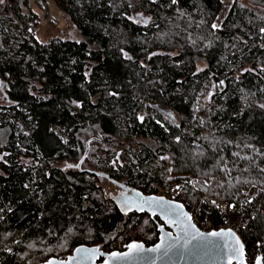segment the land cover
I'll return each mask as SVG.
<instances>
[{"label":"trees","instance_id":"trees-1","mask_svg":"<svg viewBox=\"0 0 264 264\" xmlns=\"http://www.w3.org/2000/svg\"><path fill=\"white\" fill-rule=\"evenodd\" d=\"M54 2L83 38L41 41L28 0L0 4L10 101L0 106V264L155 244L160 219L125 213L103 183L146 193L188 174L193 185L181 191L205 199L215 222L211 198L262 203L244 232L255 262L264 250V0H233L217 29L223 0Z\"/></svg>","mask_w":264,"mask_h":264},{"label":"snow or ice","instance_id":"snow-or-ice-1","mask_svg":"<svg viewBox=\"0 0 264 264\" xmlns=\"http://www.w3.org/2000/svg\"><path fill=\"white\" fill-rule=\"evenodd\" d=\"M155 2V0H153ZM176 3L177 0H172ZM4 3V0H0V4ZM212 29H217L218 25L213 23ZM261 33H264V28L260 29ZM130 59V57H129ZM247 71V70H246ZM264 71V69H262ZM223 83V81H221ZM2 87V85H0ZM115 95V93H113ZM264 108V105H260ZM143 120L144 117H139ZM179 139V138H177ZM2 159V157H0ZM115 163V161H113ZM68 167H73L68 165ZM171 171V170H169ZM264 171V169H261ZM189 181H186L188 183ZM247 183V181H245ZM181 188L177 185V191ZM121 210L125 213L135 211H144L146 208L152 212L155 216L157 212L160 216L164 217L166 221L177 227L183 236L177 235L173 237L170 233H166L161 239V243L156 245L154 248L146 249L141 243H130L127 245L129 249L128 252H111L103 264H133L135 261L144 260L149 261L150 264H155V260H163L173 253H192L197 254L199 252H210L213 249H218L221 252H227L229 264L232 260L238 259L240 264H246L244 261V245L241 243L239 237L235 234L232 229L213 231L207 235L196 229L195 225L191 223L192 217L190 214L186 213L183 209L182 204H174L163 197H144L140 193H135L133 197H129L127 193H122L121 195ZM215 203V201H212ZM251 203V200L248 201ZM229 207H235V205H230ZM2 211V210H0ZM163 231V229H161ZM217 238V239H212ZM167 241V243H166ZM183 241V243H181ZM77 255L71 257L67 264H88V262L95 261L98 256H102L103 253L100 252L99 248H77ZM146 253H155L156 256H148ZM264 257H256L255 264H262ZM48 264H56L54 261H49ZM59 264H65L64 261H60Z\"/></svg>","mask_w":264,"mask_h":264},{"label":"built area","instance_id":"built-area-1","mask_svg":"<svg viewBox=\"0 0 264 264\" xmlns=\"http://www.w3.org/2000/svg\"><path fill=\"white\" fill-rule=\"evenodd\" d=\"M188 178L180 179L176 186H172L168 181L159 184H151L147 187L146 194L164 196L181 203L186 208L188 214L191 215L192 223L202 232L219 229H232L239 236L247 249L244 232L249 227L251 218H254L257 213L262 210V203L260 201L252 200L253 198H249L242 203H239L237 209L235 203L228 204L226 202H217L215 204L209 202V204L218 210V213L221 216L220 221L215 222L210 213L205 210V204H208L205 199L201 200L199 203H194L191 202L190 198L181 191V188L186 185V181L190 180L189 182L193 185V178L191 176ZM177 185H180L181 188L177 191H173L176 189ZM249 200H251V203H248ZM230 205H235V207H229ZM245 207H247V211H245ZM258 255V257H264V250L261 247ZM247 263L253 264L254 262L251 263L247 258ZM262 264H264V261H262Z\"/></svg>","mask_w":264,"mask_h":264},{"label":"water","instance_id":"water-1","mask_svg":"<svg viewBox=\"0 0 264 264\" xmlns=\"http://www.w3.org/2000/svg\"><path fill=\"white\" fill-rule=\"evenodd\" d=\"M122 193H127L129 197H133L135 193H140L144 197H163L165 200H168V201H170V202H172L174 204H181V203H179L177 201L168 199V198H166L164 196L148 195V194L144 193L142 190H126V192H120L118 194V196H117L119 201H121ZM183 210L186 213H188L185 207H184ZM136 212H138V213H146V214L150 215L152 218H159L160 219V222L158 223L159 239H158V241L155 244H152V245H147L145 242L137 241V240H133L130 243H133V242L141 243V244L144 245V247L146 249H150V248H154L156 245H159L161 243V239L165 236L166 233H170L173 237H175L177 235L183 236V233H181L177 227H174L173 225L169 224L164 217L160 216V214L158 212H157V214L155 216L147 208L144 211H136ZM191 223H192V221H191ZM161 229H163V231H161ZM196 229H198V228L196 227ZM220 230H225L226 231L228 229H219V230H213V231H220ZM213 231H209V232L200 231V232H202L205 235H207V234H209V233H211ZM212 239H217V238H212ZM240 241L243 244L241 239H240ZM130 243H128V244H130ZM166 243H167V241H166ZM181 243H183V241H181ZM77 248L93 249V248H98V247H96V246H94V247L80 246V247H77ZM75 250H74L73 254L67 256L66 258H50L47 261L43 262L42 264H48L49 261H54V262H56V264H59L60 261H64L65 264H67V261L71 257L77 255ZM128 251H129V249L126 246V248L123 249V250H114V251H111V252H128ZM100 252L103 253V255L102 256H98L95 259V261L88 262V264H103L104 260H106L108 258V256L111 254V252H104L102 250H100ZM146 255L154 257L157 254H155V253H146ZM243 259L246 262V264H248L247 263V250H246L245 246H244V257H243ZM113 264H116V262H113ZM122 264H123V262H122ZM133 264H150V262L149 261H144V260H139V261L133 262ZM155 264H229V259H228V254H227L226 251L225 252H221L218 249H213L210 252L202 251V252H199L197 254H192V253H187V252H185V253H173V254H170L169 257H167V258H165L163 260H155ZM231 264H240V261L238 259L234 258L232 260ZM253 264H255V262Z\"/></svg>","mask_w":264,"mask_h":264},{"label":"rangeland","instance_id":"rangeland-1","mask_svg":"<svg viewBox=\"0 0 264 264\" xmlns=\"http://www.w3.org/2000/svg\"><path fill=\"white\" fill-rule=\"evenodd\" d=\"M5 1V0H4ZM29 5L26 6V9L32 10L37 13L39 17V26L37 28V35L41 41H48L54 37H69L73 39L83 38L80 31L73 24L70 23L68 18L64 15L54 0H28ZM233 0H223L222 9L215 21V24L220 25L224 17L227 15L228 10L232 4ZM0 106L10 104V101L7 99L4 82L0 80ZM170 111H167V114H170ZM143 112L140 113L142 115ZM174 113L170 115L175 118ZM66 165V163L64 164ZM72 165V163H70ZM190 174L186 175L188 178ZM173 175L170 174L169 178H172ZM189 179V178H188ZM168 181V180H166ZM103 187L108 195H116L121 192V189L110 180H105ZM215 201V204L219 202L217 198H211L210 203Z\"/></svg>","mask_w":264,"mask_h":264}]
</instances>
